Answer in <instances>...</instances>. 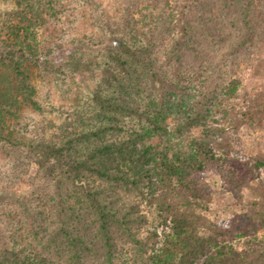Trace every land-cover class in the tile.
<instances>
[{"label":"rangeland","instance_id":"374dc122","mask_svg":"<svg viewBox=\"0 0 264 264\" xmlns=\"http://www.w3.org/2000/svg\"><path fill=\"white\" fill-rule=\"evenodd\" d=\"M244 1L0 0V52L23 47L26 58L19 59L23 61L20 72L0 64V88L9 105L0 115V192L3 197L10 195L0 200V246L11 247L9 225L16 223L20 227L36 222L45 230L43 240L46 233L57 239L44 250V255L59 264H74L73 260L65 262L66 251L71 247L64 231L85 240L82 258L86 264H107L104 237L118 245L115 264H145L142 254L128 240L126 227L134 231L135 222L129 221L125 227L122 223L125 219L126 225V218L143 215L157 228L166 216L169 222L181 212L188 213L193 222L202 216L213 223L231 218L232 241L237 240L242 229L264 232L259 222L242 215L250 208L249 200L262 201L253 192L254 182L251 181L252 190L239 184L227 188L217 169L206 165L202 174L193 170L186 179L199 178L202 201L186 206L182 198L185 190L180 187L183 182L177 185L176 175L170 181L159 170L160 155L164 154L177 165H190L192 161L187 157L192 154H196L192 156L197 162L207 164L204 155L194 150L193 140L210 145L221 160L225 157V167L235 179L248 169L254 155H264V43H258L259 48L251 55H226L219 60L223 78H218L221 71L210 68L206 59L211 49L225 53L228 41L244 29L241 24H233L244 10ZM249 3L253 18L261 20L264 0ZM29 4L33 10L38 8L43 22H36L33 11L27 9ZM50 6H55V11L49 10ZM179 21L185 23L186 31L179 29ZM126 23L130 24L124 28L134 36V51L139 59H144L146 69L132 53L123 55L124 51L109 40L115 36L109 25ZM199 24L203 28L213 25V29H203L201 39ZM182 37H188V46L179 44ZM111 49L120 50L124 64L112 57ZM131 73L144 86L141 103L153 96H158L159 101L164 96L166 101L178 105L174 111L166 110L164 119L159 121L165 129L157 134L148 121H139L134 115H114L113 110L94 103L98 97L106 102L117 97L119 85H127ZM177 74L187 81L182 94L169 86L177 85ZM163 78L169 84H162ZM151 89L154 94L149 92ZM215 92L229 105L218 109ZM84 113L86 117L80 119ZM196 114L200 115L199 122L191 119ZM240 118L243 122L236 126ZM223 128H227L229 139L224 137ZM68 137L77 140L74 150L60 154L64 161H68L66 155L70 152L90 160V150L109 145L96 159L99 165L106 162L112 172L101 176L85 171L83 188L74 185L79 179L67 173H60L56 183L55 175H47L46 171L58 158L49 153V143L63 148L61 140ZM223 142L227 144L224 146ZM146 148L158 156V166L153 157L148 161L146 158L142 165L135 160L139 151ZM249 158L251 162L246 161ZM117 168L131 177H139L137 172L146 171L147 175L135 182L116 176ZM182 171L186 174L190 170L185 167ZM59 191L61 194L57 195ZM85 192L94 195L90 198ZM21 193L40 197L27 203L35 209L29 215L15 197ZM100 206L108 221L102 220ZM252 211L251 207L249 212ZM147 228L140 235L145 236ZM32 241L41 250V242ZM147 250L155 253L153 248Z\"/></svg>","mask_w":264,"mask_h":264},{"label":"trees","instance_id":"16d2710c","mask_svg":"<svg viewBox=\"0 0 264 264\" xmlns=\"http://www.w3.org/2000/svg\"><path fill=\"white\" fill-rule=\"evenodd\" d=\"M250 3L249 0L244 1L243 12L235 17L233 24H241L244 29L239 35L230 39L231 41H228V49L226 50V52H215L213 49H211L208 52L209 55L206 56L207 62L210 64V68H218V70L221 71L222 75H220L218 78L224 77V69H221L222 66L219 64V60H222L224 56L227 55L236 58L241 53H249L251 55L259 48L260 44L258 46V43H260L261 41L264 43V40H260V38H264V14L261 20L254 19L252 11H249ZM54 7L55 6H50L48 9L55 11ZM27 9L33 11L37 23H39V20L40 23L44 21L43 17L40 18V11L38 10V8L36 10H33L35 9L34 6L29 4L27 6ZM246 10L249 12H246ZM129 24L130 23L115 24L114 26L109 25L110 27H112V33L115 35L112 38H109V40L112 39L113 42H115L117 49H121L122 51H124V53L122 52L123 55H129L132 53V57L136 58V60L139 62H143L144 68L146 69V63L144 59H139V56L134 51L135 42L131 40L134 36L130 35L131 33L129 32L127 33L124 28ZM184 25L185 23L181 24L180 21L177 23L179 29L186 31V27ZM205 27L208 29H213V25H205L203 28L202 24H199L197 29L200 31V39L203 38V29H205ZM132 42H134V44H132ZM19 43L23 44L22 41H20ZM182 43H184L183 45L188 46V37H182L179 44ZM180 46H178V48ZM25 47L28 48L27 45ZM23 49V47H20L18 50L9 48L8 50L0 52V64H7L8 67H11L10 70L20 72L22 69L23 61L19 59L23 57V59L26 60V58L24 57L25 51L22 53ZM110 51H114V55H112V57L115 56L119 63L124 64L121 58V54L118 52L120 50L111 49ZM7 60H10L12 63H6ZM152 79L154 84V81L156 80L154 79V77ZM161 80L162 84H169L167 80H165V78ZM175 80L177 81V85L171 83L169 84V86L175 88L176 93L182 94L183 92H185V87L187 85L186 78L177 74L175 76ZM178 84H180L181 86H179ZM143 87L144 86L140 82H138L137 76L131 73L130 81L128 82V84L124 85L123 83H121L119 85L118 88L120 90L117 91V97H114L113 100L107 102L106 100L98 97V99H95L94 103L96 106L99 105V107H107L108 109L113 110L114 115L118 113L134 115L139 121H148L152 132L154 134H157L158 132H161L165 129L159 123V121L161 119H164L166 110H169L168 112L174 111L177 109L178 105L166 101L164 96H162V99H160L159 101L157 100L158 96H153V98L149 99L148 102L145 101V104L143 102L141 103V101H144L142 97V93L144 90ZM160 87L162 88V85ZM149 92L151 94H154L152 89ZM215 93L216 95H218L217 92ZM223 99V96L218 95V109L220 110L226 107V105H229V103L226 104L222 102ZM133 102L136 105L133 104ZM8 107L9 105L5 102L4 99V93L0 88V115L2 111L6 110ZM199 116V114H196V116H194L195 118H190L193 121H198ZM85 117L86 113H84V115H82L80 119ZM237 122L238 124H236V126H240L241 122H243V118L237 119ZM183 126L184 125H178V128H182ZM223 131L224 137L229 139L230 136L227 135V128H223ZM76 140L77 139L73 138L69 139V137L63 139V141L61 140V143L65 145V147L63 148L58 147L55 143H49V153L52 156H58V158L53 164L56 167L52 165L50 167L47 166L46 171L47 175H50V173L55 175L56 183L60 179V173L74 175L79 179V182L74 183L73 180L71 182H73L74 185L76 184L83 188L85 182L84 185L81 182L85 178V171H95L101 176H108L112 172L111 168L106 164V162H104L103 165H99V161L96 159L99 154H102L104 153V151H107L109 149V145L102 146V148H99L97 150L94 149L93 151L88 148L93 154L92 157H89L90 160L80 159L75 154H72L70 152L69 155H66L68 161H64V158H62L60 154H62L64 150H74L73 144H75ZM226 142L228 143V140H226ZM226 142H223L221 144L225 146L227 144ZM192 146L194 150H197V152H199L201 156L204 155L203 159L204 162H207V164L197 162L198 160L193 157L196 154H192L193 156L191 155V157H187L190 158L192 162L190 163V165L184 166H182L181 163L180 165H177V162L168 161L165 154L160 155V172L163 175H168L169 179L173 175H176L177 179L175 183L177 185L180 181L183 182V185H180V187L185 190L183 193L184 196L182 198L184 199L186 206L187 204L191 206L199 205L202 201L201 196L203 195L202 188L197 185L199 178L194 177L193 180H186L188 179V177H190L189 174L193 170L202 174L206 165H212L217 169L218 173L221 174L224 181L223 183L227 188H230L235 184H239L240 187L248 186L252 190L254 184L252 185L251 181L256 184V187L253 188V192L258 193L262 198V201H259L257 199L249 200L247 204H249L250 208H253V211L249 212L250 208L248 207L249 209L242 215L249 218L252 217L255 221L264 226V155H254L252 162L250 158L247 159V162H251L248 164V169L235 179L230 176L231 172L227 171V168L225 167V157L223 158V160H221L222 158L220 157H216L215 152H213L216 151L214 150V148H210V145H207L204 142L198 140H193ZM148 151V148L139 151V154L135 158V160L140 163V165H142L144 162H146V158L148 161V158L153 157L158 166V156ZM178 160H181V158L179 157ZM191 164L193 166H191ZM185 167L190 171L186 174H183L184 171L182 170L185 169ZM145 172L143 174H141V172H137V175L139 177H131L127 176V172L122 169L118 170L117 168L116 171H114L116 176L131 179L135 182H137L139 179L141 180V178L143 179L147 175L145 174ZM171 180L173 179H170V181ZM33 193H35V190L33 191ZM59 193L61 194V192L59 191L57 195H59ZM85 194L90 198L92 197V195H94L90 194V192H85ZM29 195H31V193H21L20 195L15 196L24 204L25 212H27L28 215L31 214L35 209H31L27 205V203L32 201L33 199H40V197L34 198L33 196ZM7 196L10 195L7 194L3 197L0 192V200H6L8 198ZM97 199L98 198L95 197V199L93 200L96 201ZM242 200L243 198L240 201L242 202ZM99 210L101 211L99 214H103L102 220L108 221V219L104 215L105 213L102 211V206H100ZM165 218L162 221L160 228L152 226V224L149 222V219L146 217L143 218V215H138L137 217H134V219L131 217L126 218V225L125 219L123 220L122 225H124L125 227L127 226V223L129 221L135 222L134 231L130 230L129 226L126 227L128 240L134 247L137 248V250L135 251H138L139 255L142 254V259L145 264H264V232L258 233L256 229H242L236 236L237 240L235 239L232 241L230 238L231 218H222L218 220L217 223H213L215 222L214 220L205 219V217L202 216L199 220L193 222V219L189 218V214L184 212H181L179 215L172 217L169 222L167 216ZM13 224L14 225L12 226H8L11 247H7L5 245L0 246V264H59L57 260L48 258L44 255V250L48 249V247L55 243L57 241L56 238H51L50 233H46L47 237L43 240L42 238L45 234L42 233L45 230L43 228H40V225L36 222L28 223L26 224V226H24V224H21L20 227L17 226L18 224L16 223ZM145 226H148V230L145 231L146 235L142 236L140 235V233ZM104 227L107 229L106 225H104ZM26 231L28 232L26 233ZM201 231H203L204 234L201 233ZM64 233L68 237V241L71 247L66 251V254H68V256L65 262H68V260H73L72 262L74 264H86L82 258V252L85 247V240L81 237L68 235L66 234V231H64ZM32 240H39L41 242V250L38 249L37 245H35ZM103 240L105 242V245H102L104 249L103 251L105 255V262L107 264H115L118 245L116 243H111L109 237H104ZM148 248H153L155 250V253H149L147 250ZM56 249L59 250L61 249V247L56 246Z\"/></svg>","mask_w":264,"mask_h":264}]
</instances>
